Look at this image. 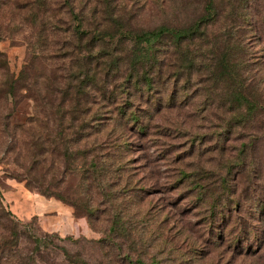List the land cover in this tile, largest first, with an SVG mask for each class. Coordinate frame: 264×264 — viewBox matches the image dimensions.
Segmentation results:
<instances>
[{"label": "trees", "instance_id": "16d2710c", "mask_svg": "<svg viewBox=\"0 0 264 264\" xmlns=\"http://www.w3.org/2000/svg\"><path fill=\"white\" fill-rule=\"evenodd\" d=\"M110 5L106 0L104 9ZM92 9L85 16L74 12L70 0H0V21L7 18L4 28L0 22V41L28 22L32 32L28 60L16 78L0 50V92L15 102L24 89L34 103L26 120L32 152L23 178L74 213L110 217L115 232L127 213L116 210L136 197L131 189H141L128 153L154 137H178L186 144L171 150L176 154L168 159L177 163L178 175L169 185L204 207L210 229L225 225L219 234L227 235L233 250L251 252L252 244H264L250 223L264 225V139L263 147L255 139L233 151L227 144L250 138L239 131L264 117V0H206L203 13L188 25L162 20L135 29L89 27L87 19H96ZM109 14L105 9L98 22H119ZM214 156L222 168L213 165ZM39 166L43 173L36 176ZM238 167L240 187L229 177ZM47 173L61 183L75 178L76 192H61V183L51 190ZM79 196L89 198L85 205ZM20 225L0 207V264H51L45 256L62 238L28 236ZM61 250L69 264H89Z\"/></svg>", "mask_w": 264, "mask_h": 264}, {"label": "rangeland", "instance_id": "374dc122", "mask_svg": "<svg viewBox=\"0 0 264 264\" xmlns=\"http://www.w3.org/2000/svg\"><path fill=\"white\" fill-rule=\"evenodd\" d=\"M105 1L70 0L74 12L85 16H90V8L94 7L92 10L95 11L96 19L92 22L91 19H87V26L97 28L107 26L111 29L119 24L135 29L152 26L162 20L173 25L185 26L203 13L206 2V0H110L111 5L105 9L109 10L112 16L118 17L119 22L106 25L98 22L105 10ZM59 12L61 14V11ZM0 22L4 28L7 18ZM29 24L28 22L19 26L16 33L11 32L9 37L0 41V50L6 56L8 71L13 78L18 76L28 60L26 42L32 38ZM13 25L16 26V23H10L9 27ZM254 46L258 48L259 45ZM6 94L7 92H0V207L4 208L13 221L21 224L26 235L55 233L62 238L54 239L56 245L52 246L53 254L45 256L49 263L69 264L61 250V247H65L68 256L78 260L80 257L89 264H139L136 260H140L142 264H264L263 243L261 246L252 244L255 249L251 252L240 253L233 250L226 240L227 235L219 234L225 225L217 222L218 224L210 229V219L203 210L204 207L199 209L192 196L185 197V194L179 193L178 188H174V184L169 185L178 175L177 163L168 159L173 158L172 154H176L171 153V150L182 151L186 144L184 139L178 137H154V142L151 140V143L145 146H135V150L128 153L129 158H134L132 166L135 175L131 172L133 179L138 181L136 187L141 189H131L129 194L134 193L136 197L128 204L125 203L119 209H115L116 212L121 209L127 212L121 216L118 222L120 228L115 232L109 230L110 217L101 215L96 219L94 217L88 219L81 211L74 213L70 205L55 197L41 194L34 184L29 185L28 180L23 178L26 176L24 167L28 166L26 158L32 152L30 140L32 131L28 128L26 120L34 113V103L29 92L24 89L15 95L17 104ZM260 118L253 128L239 131L250 138L228 140L230 151H233L234 145L251 139H255L256 144L263 147L261 140L264 139V122L260 123ZM113 131L111 135L115 139L119 128ZM163 149L167 151H162ZM212 159L213 165L223 167L218 157L214 156ZM184 160L186 162L189 159ZM191 164H196L193 158ZM235 170L237 171L230 172L229 177L240 187V175H237L240 168ZM35 172L36 176L43 173L42 166ZM55 174L60 175L57 172ZM46 175H49L46 183L51 186V190H58L62 182L59 177L53 178L50 173ZM74 179L70 176L65 177L64 182L60 184L61 192L68 190L76 192ZM78 198L84 205L89 199L82 196ZM96 200L97 196H94L90 202ZM119 204L114 202V206ZM250 223L254 224V234L264 238V225L252 219ZM126 231L129 232L128 235H124ZM227 234L233 237L237 235L235 232ZM125 252L129 254L127 259Z\"/></svg>", "mask_w": 264, "mask_h": 264}]
</instances>
